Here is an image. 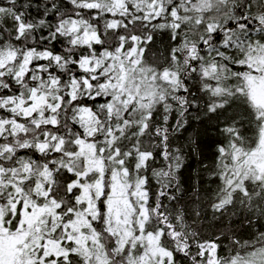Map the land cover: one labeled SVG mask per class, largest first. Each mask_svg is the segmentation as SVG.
I'll return each mask as SVG.
<instances>
[{
  "label": "snow or ice",
  "instance_id": "1",
  "mask_svg": "<svg viewBox=\"0 0 264 264\" xmlns=\"http://www.w3.org/2000/svg\"><path fill=\"white\" fill-rule=\"evenodd\" d=\"M0 264H264V0H2Z\"/></svg>",
  "mask_w": 264,
  "mask_h": 264
},
{
  "label": "trees",
  "instance_id": "2",
  "mask_svg": "<svg viewBox=\"0 0 264 264\" xmlns=\"http://www.w3.org/2000/svg\"><path fill=\"white\" fill-rule=\"evenodd\" d=\"M0 2H2V0H0ZM236 111L241 110L234 109L233 112L228 113L227 117H222L219 122L213 120L210 124L205 123L207 118L201 114V119L199 121H191L187 130L181 134L183 138L178 142L185 146V153L187 155L186 167L181 170L183 173L181 182L185 190H187L190 185L196 184L197 181L200 183L202 192L205 191V189L211 191V189L215 187V184L211 183L208 178V169L205 168L203 164L211 166L212 157L215 153V145L224 139V137L216 131L217 124L222 126L225 119L230 118ZM192 140L196 141V146H194V151L189 154V148L192 147L190 142ZM201 161H203V164ZM188 195L192 197L191 192H189ZM230 219L232 221L231 224L227 223V220L215 221L213 226L206 228L205 235L214 237L216 232L223 230L229 233L235 232L237 236L242 239L252 238L254 229L246 222H243V216L237 215L235 217H230ZM256 228H260L259 223L256 224ZM222 240L225 246L229 244L226 236L222 237Z\"/></svg>",
  "mask_w": 264,
  "mask_h": 264
}]
</instances>
